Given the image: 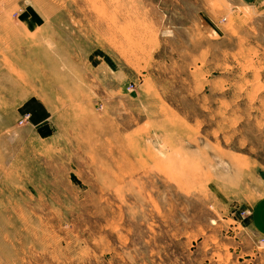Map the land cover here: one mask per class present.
<instances>
[{
	"label": "rangeland",
	"instance_id": "374dc122",
	"mask_svg": "<svg viewBox=\"0 0 264 264\" xmlns=\"http://www.w3.org/2000/svg\"><path fill=\"white\" fill-rule=\"evenodd\" d=\"M0 264H264V0H0Z\"/></svg>",
	"mask_w": 264,
	"mask_h": 264
}]
</instances>
